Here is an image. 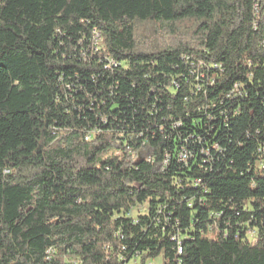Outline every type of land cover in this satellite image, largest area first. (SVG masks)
Wrapping results in <instances>:
<instances>
[{"label": "trees", "instance_id": "trees-1", "mask_svg": "<svg viewBox=\"0 0 264 264\" xmlns=\"http://www.w3.org/2000/svg\"><path fill=\"white\" fill-rule=\"evenodd\" d=\"M263 149L264 0H0V264H264Z\"/></svg>", "mask_w": 264, "mask_h": 264}, {"label": "built area", "instance_id": "built-area-1", "mask_svg": "<svg viewBox=\"0 0 264 264\" xmlns=\"http://www.w3.org/2000/svg\"><path fill=\"white\" fill-rule=\"evenodd\" d=\"M96 43H98V36H96ZM263 150H264V149H263ZM187 158H188V155H187L186 153H182V154H180V160H181V161H186ZM259 166H260L259 168L263 169V168H264V162L262 161V162L259 164ZM137 212L144 213V208L140 206V207L137 209V211L135 210L134 213H137ZM261 225H262V227L264 228V218L262 219ZM248 236H249V238H251V239H255L256 236H257V230H251V231H249V232H248ZM179 253H181V249H179Z\"/></svg>", "mask_w": 264, "mask_h": 264}, {"label": "rangeland", "instance_id": "rangeland-1", "mask_svg": "<svg viewBox=\"0 0 264 264\" xmlns=\"http://www.w3.org/2000/svg\"><path fill=\"white\" fill-rule=\"evenodd\" d=\"M128 264H164V257L160 256L153 260L142 261L141 257L133 258Z\"/></svg>", "mask_w": 264, "mask_h": 264}]
</instances>
